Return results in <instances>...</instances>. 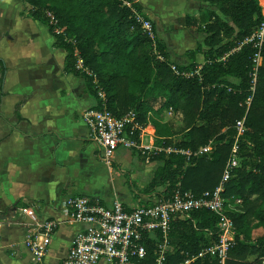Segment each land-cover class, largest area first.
<instances>
[{"label": "trees", "instance_id": "trees-1", "mask_svg": "<svg viewBox=\"0 0 264 264\" xmlns=\"http://www.w3.org/2000/svg\"><path fill=\"white\" fill-rule=\"evenodd\" d=\"M22 1L28 15L46 25L55 46L65 51L64 73L86 80L96 107L103 90L116 116L135 111L142 125L154 131L155 144L173 149L151 156L157 166L135 194L138 206H152L176 190L196 197L215 190L237 138L236 123L246 117V132L238 141L239 166L223 194L242 200L241 209L229 212L236 244L227 264H264V45L249 111L243 104L251 96L257 50L250 43L242 45L264 19L260 0H203L216 11L187 16L186 26L205 35L203 44L186 51L188 64L172 62L167 42L157 36L153 16L136 0ZM139 15L152 22L153 39L143 30ZM199 54L204 56L202 64ZM79 57L83 70L77 67ZM0 66L3 84L2 60ZM170 110L172 120L166 119ZM15 116L22 120L19 109ZM208 145L211 150L201 153ZM218 237L217 217L209 210L173 219L166 264L192 259ZM148 249L153 261V240ZM190 264H216V259L206 256Z\"/></svg>", "mask_w": 264, "mask_h": 264}, {"label": "crops", "instance_id": "crops-1", "mask_svg": "<svg viewBox=\"0 0 264 264\" xmlns=\"http://www.w3.org/2000/svg\"><path fill=\"white\" fill-rule=\"evenodd\" d=\"M136 1L153 16L172 62L188 64L186 51L203 44L205 35L188 28L186 18L215 8L203 0H173L176 4L166 8L170 24L161 33L163 18L143 0ZM181 32L192 34L191 48L174 56L168 37ZM65 54L48 27L28 15L22 0H0V60L6 68L2 84L0 66V264H35L27 247L34 217L58 223L42 264H65L74 237L84 229L67 215L64 202L71 196L87 195L106 204L120 197L125 206H138V190L132 199L116 190L113 195L119 197H113L111 183H95L99 161L112 162L103 159L82 118L97 99L83 77L64 73ZM18 109L22 120L16 119Z\"/></svg>", "mask_w": 264, "mask_h": 264}, {"label": "built area", "instance_id": "built-area-1", "mask_svg": "<svg viewBox=\"0 0 264 264\" xmlns=\"http://www.w3.org/2000/svg\"><path fill=\"white\" fill-rule=\"evenodd\" d=\"M264 17V0H260ZM51 16L52 23L56 20ZM143 30L152 39L153 24L143 16H138ZM59 33V30L56 29ZM250 43L257 50L254 56L251 73V96L243 104L249 111L256 91L258 71L262 66V47L264 45V19L259 29L243 44ZM77 67L83 70L84 63L79 57ZM172 69L179 73L173 64ZM85 70V69H84ZM87 74L92 75L86 70ZM83 121L89 127L92 141L96 144L103 159L111 164L119 149L135 150L140 153L146 163H151V156L162 151L173 149L157 146L154 133L149 131L139 121L135 111L123 116H116L108 108V99L103 90L99 91V106L83 112ZM244 117L236 123L237 138L231 156L223 171L219 185L213 191H207L196 197L191 192L176 190L174 194L152 206L127 207L119 198H114L106 204L98 198L87 195H74L65 200L68 217L84 226L74 237L65 264H166L169 251L168 233L171 222L175 218L187 219L191 213L199 210H209L217 217L219 228L218 241L203 248L199 254L181 264H190L198 258L211 256L216 264H227L229 251L236 244V229L230 211L242 204L241 199L224 197L226 183L232 172L239 166V138L246 132ZM151 130V129H150ZM150 134L151 139L145 142ZM211 145L201 150L207 153ZM31 213V212H30ZM32 215V213H31ZM34 217V216H33ZM35 219V227L27 239L35 264H42L50 247L53 234L58 223L55 220ZM155 242L153 261L149 256L148 241Z\"/></svg>", "mask_w": 264, "mask_h": 264}, {"label": "rangeland", "instance_id": "rangeland-1", "mask_svg": "<svg viewBox=\"0 0 264 264\" xmlns=\"http://www.w3.org/2000/svg\"><path fill=\"white\" fill-rule=\"evenodd\" d=\"M143 2L148 4L147 6L150 9L152 8L153 11L157 12V14L163 18V23H160L161 33H163V28L166 29L167 25L170 24L168 22L171 12H168L166 8H171V6L176 3L171 4L174 2L173 0H160L159 3L157 0H143ZM170 36H172V38L168 37V39L174 47V56L182 49L191 48L188 45L190 40L192 41L193 39L191 33L181 32L179 35L176 34ZM197 60L199 63L204 62V56L199 54ZM173 116L174 111L170 110L167 113L166 119L172 120ZM150 137V134H147L145 142H148ZM121 158L124 160L117 164V160ZM99 162L101 166L96 170L97 180H95V183L97 185H107L111 183L109 184L111 186V192H115V190L119 191L120 194L128 199H132V195L135 191L140 190L149 181L150 177H152L153 170L157 166L156 162H151L149 164L145 163V160L141 159L137 153H132V150L129 149H119L113 158L112 165H107L101 160ZM114 192L110 195H113ZM90 194L94 195V193ZM113 197H119V195L114 194ZM234 207H236V210H239V208H242V204Z\"/></svg>", "mask_w": 264, "mask_h": 264}]
</instances>
